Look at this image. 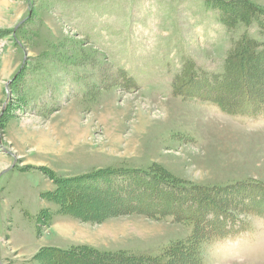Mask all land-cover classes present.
Instances as JSON below:
<instances>
[{
    "label": "rangeland",
    "instance_id": "374dc122",
    "mask_svg": "<svg viewBox=\"0 0 264 264\" xmlns=\"http://www.w3.org/2000/svg\"><path fill=\"white\" fill-rule=\"evenodd\" d=\"M225 1L0 0V264H264V58L213 88L241 114L172 89L264 41V0Z\"/></svg>",
    "mask_w": 264,
    "mask_h": 264
},
{
    "label": "trees",
    "instance_id": "16d2710c",
    "mask_svg": "<svg viewBox=\"0 0 264 264\" xmlns=\"http://www.w3.org/2000/svg\"><path fill=\"white\" fill-rule=\"evenodd\" d=\"M225 2H228V4L229 3L232 4L236 1H229L228 0ZM244 6L247 9L252 8L251 7L252 4H250V3L244 4ZM239 19L242 20L240 17H239ZM243 41H245V44H246V46L244 48L242 46ZM233 50L235 52H238V53L234 54V52L232 51V53L230 55H228L227 60L230 59V57L232 55V57H234L233 59H235V61L229 62L226 60L227 61L226 64H224L222 71H220L219 73H208V72H206L200 68H197V67L194 68L192 66L191 61L190 62L186 61L183 64V67L181 68L182 70H181V73H179L180 75L179 74L176 75L175 79L178 81V83H174V85H173L172 89H173L174 95H179L181 97L187 98V97H189V95H194L195 93H199L201 98L206 97L210 102L216 104L224 112L233 113V114H241V113L245 112V111H240L241 110L240 107L229 108V106L227 105L228 106L227 107L226 105H224V103L222 101L217 100L215 98H212V95H216V91H214L213 88L215 89L219 84L226 82L229 78L231 80H233V77L231 78L230 74H229L233 68H234V72H231V73L239 75L241 79H243L245 77L244 72H247L246 67L248 65H250V67H252V70H255L257 68L258 64L260 63L261 59L264 58V41H256L255 42V39L253 38V40L250 39V42H248V40L246 38H245V40H244V38H240L235 42ZM242 51H243V53H242ZM244 66H246V67L244 68ZM203 87L206 88V91L200 92V91L196 90V88L202 89ZM242 89H244V92H245L244 96L246 98L252 97V96L247 95V93H249V90L251 91V89L246 90V86H243ZM250 106H254V104H251ZM132 172H134V173H132V174L130 173L131 176L129 175V171H124V172H120V173L112 172V173H109V176H115V175L121 176V175H123L124 177L127 176L128 178L133 177V176H134V178H136V175H134V174H136V171H132ZM97 174H99V173H97ZM154 175L155 174L152 173L151 176H154ZM64 180L65 179H63L62 181H64ZM155 180H158V179H155ZM128 181H132L131 183H132L133 188H134V183H136L135 180H132V179L129 180L128 179ZM130 188H132V187H130V184H126V185L123 184V187L119 185L117 187V191L120 190L119 191V193H120L119 197H116V194H114V192H112L111 189L107 190V194H109L110 196H112L114 198L116 197L115 198V199H117L116 201H118V203H120V205H121L120 211L122 210L125 213H129V214L140 213V214H144V215H150V213L175 214L176 217L179 218V220L181 219V220L185 221L186 223H189L190 221L194 222V224H195V229L193 231L194 234L196 232V228H197V224H198L197 222L201 223V221H203L202 220L203 218L201 216L200 217L194 216L195 213H193V212L181 214L180 212H183V211H177L176 209L173 210L172 207H169V206H163V207H159V206L157 207L156 206L155 207V206H153L154 202H152V199H150L149 203L152 202L151 206L155 207L157 209H153L152 207H150V209L144 208L142 206H147V205H146V203H143V201L146 202V200H148L147 195L143 196V194H145L144 190H141V188H139V190L137 192L138 196L141 195L142 198L133 199V196H136V189H134L132 191V193L130 194L131 196L129 194L121 192V191H123V189L129 190ZM181 189L185 190L184 188H181ZM148 195H150V194L148 193ZM143 199H146V200H143ZM201 199H203V200L197 201V202L202 203V202H204V200H209V198H207V197H202ZM135 200H136V202H135ZM219 203L222 204V202H219ZM209 206L211 207L210 208L211 210L218 211L217 212L218 215H221V216L226 215L225 213H222L223 211L219 208L221 205L219 207L215 204H212ZM188 207H191V206L188 205ZM218 208H219V210H218ZM177 214H179V215H177ZM209 233H212V232H208L206 234H209ZM197 236H198V234H197ZM83 248H84V246L74 247V248L70 249L69 252H72L75 250L77 253V252H83L84 250L85 251L91 250L94 252L95 256L99 257L102 260V262L104 264H123L124 261H127V260L136 261V259L140 258V256H136V255L134 256L131 253H125L123 251H120L117 253L116 252L110 253V252H101V251H98L97 249L90 248V247H87V248L85 247L86 249L85 248L83 249Z\"/></svg>",
    "mask_w": 264,
    "mask_h": 264
},
{
    "label": "water",
    "instance_id": "95a60500",
    "mask_svg": "<svg viewBox=\"0 0 264 264\" xmlns=\"http://www.w3.org/2000/svg\"><path fill=\"white\" fill-rule=\"evenodd\" d=\"M8 89V88H7ZM7 92H8V90H7ZM5 106V104L3 105V107Z\"/></svg>",
    "mask_w": 264,
    "mask_h": 264
}]
</instances>
